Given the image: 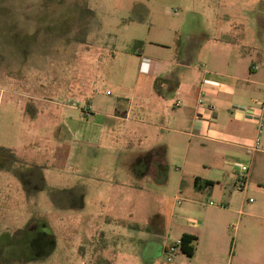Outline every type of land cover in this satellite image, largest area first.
Segmentation results:
<instances>
[{
	"label": "rangeland",
	"instance_id": "374dc122",
	"mask_svg": "<svg viewBox=\"0 0 264 264\" xmlns=\"http://www.w3.org/2000/svg\"><path fill=\"white\" fill-rule=\"evenodd\" d=\"M228 28L263 42L264 0H0V264H111L128 212L164 235L181 161L167 154L164 188L142 180L165 133L144 105L101 132L95 112L150 84L146 58Z\"/></svg>",
	"mask_w": 264,
	"mask_h": 264
},
{
	"label": "crops",
	"instance_id": "0c3cea01",
	"mask_svg": "<svg viewBox=\"0 0 264 264\" xmlns=\"http://www.w3.org/2000/svg\"><path fill=\"white\" fill-rule=\"evenodd\" d=\"M230 32L208 44L178 43L173 56L151 55L142 70L150 84L139 83L128 102L117 100L111 111L95 112L101 132L126 120L117 112L144 105L148 121L143 124L165 133L164 138L154 134L160 141L144 155L142 180L167 186L168 153L182 166L173 177L176 193L166 197L169 214L161 216L164 235L149 236L131 212L122 220L117 215L121 227L108 232L121 242L110 246L115 251L111 264H264V119L258 149H250L257 133L252 99L264 89V40L243 44L223 36ZM144 96L149 100L144 102ZM129 123L139 124L136 119ZM235 163L250 166L243 193L234 190ZM196 177L213 184L197 187ZM134 187L141 185H129L131 191ZM183 234L195 237L193 256L178 247L165 262L164 248Z\"/></svg>",
	"mask_w": 264,
	"mask_h": 264
},
{
	"label": "built area",
	"instance_id": "2783aa9c",
	"mask_svg": "<svg viewBox=\"0 0 264 264\" xmlns=\"http://www.w3.org/2000/svg\"><path fill=\"white\" fill-rule=\"evenodd\" d=\"M252 104L254 107H256L257 112H255L252 116V119L256 123V131L257 133L254 136V139L252 141L251 150H257L259 146V140H260V134L262 130L263 125V119H264V89L262 96L260 98H254L252 99ZM211 108V107H209ZM235 166L237 168V171L235 173V182H234V190L239 193H243L248 185V176L250 171V166L245 163H235ZM209 205H214L213 202H208ZM188 223V221H187ZM180 240H176L173 243L168 244L164 248V255L166 258L165 262H170L174 253L176 252V249L180 245Z\"/></svg>",
	"mask_w": 264,
	"mask_h": 264
},
{
	"label": "trees",
	"instance_id": "16d2710c",
	"mask_svg": "<svg viewBox=\"0 0 264 264\" xmlns=\"http://www.w3.org/2000/svg\"><path fill=\"white\" fill-rule=\"evenodd\" d=\"M139 44H141V42H139ZM212 184L213 183L211 181L200 180L198 177L194 179V185L197 187L199 186L202 188L204 187L206 188V187L212 186ZM194 241H195V237L192 235H188V234H183L180 238L181 243L179 245V250L188 258H191L193 256L194 247L192 244Z\"/></svg>",
	"mask_w": 264,
	"mask_h": 264
}]
</instances>
